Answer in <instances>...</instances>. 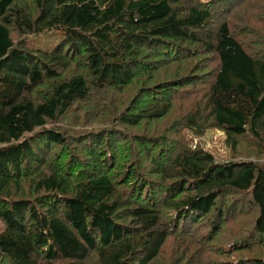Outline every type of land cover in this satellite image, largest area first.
I'll list each match as a JSON object with an SVG mask.
<instances>
[{
	"label": "trees",
	"instance_id": "trees-1",
	"mask_svg": "<svg viewBox=\"0 0 264 264\" xmlns=\"http://www.w3.org/2000/svg\"><path fill=\"white\" fill-rule=\"evenodd\" d=\"M0 220V264H264V0H0Z\"/></svg>",
	"mask_w": 264,
	"mask_h": 264
},
{
	"label": "rangeland",
	"instance_id": "rangeland-1",
	"mask_svg": "<svg viewBox=\"0 0 264 264\" xmlns=\"http://www.w3.org/2000/svg\"><path fill=\"white\" fill-rule=\"evenodd\" d=\"M63 33L59 30H47L38 35H31L27 39L26 47L29 49L50 50L62 39ZM190 135L191 133L187 131ZM204 147L213 152L218 159L231 156V150L225 145V134L222 131L211 129L201 136ZM4 225L0 220V231Z\"/></svg>",
	"mask_w": 264,
	"mask_h": 264
}]
</instances>
